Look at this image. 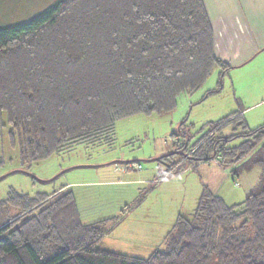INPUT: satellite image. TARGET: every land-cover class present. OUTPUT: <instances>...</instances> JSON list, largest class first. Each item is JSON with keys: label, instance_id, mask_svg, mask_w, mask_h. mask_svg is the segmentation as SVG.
I'll return each instance as SVG.
<instances>
[{"label": "trees", "instance_id": "1", "mask_svg": "<svg viewBox=\"0 0 264 264\" xmlns=\"http://www.w3.org/2000/svg\"><path fill=\"white\" fill-rule=\"evenodd\" d=\"M216 68L221 77L231 69L215 55L203 0H61L27 23L0 28V114L21 165H31L98 142L123 119L173 112ZM228 127L231 134H221ZM247 130L240 114L212 123L177 170L216 160L233 166L236 180L258 168V186L236 205L205 186L164 251L141 259L100 250L104 221L84 224L72 191L12 192L0 200V234L7 233L0 264H264V126ZM175 146L183 150L177 139ZM13 209L19 213L11 216Z\"/></svg>", "mask_w": 264, "mask_h": 264}, {"label": "rangeland", "instance_id": "2", "mask_svg": "<svg viewBox=\"0 0 264 264\" xmlns=\"http://www.w3.org/2000/svg\"><path fill=\"white\" fill-rule=\"evenodd\" d=\"M59 1L0 0V28L27 23ZM220 80V68H216L199 91L178 98L173 112L123 119L116 123L113 133L100 141L81 142L31 165H21L19 151L10 146L11 128L6 124V114H0V161H3L0 178L6 176L0 180V200L7 199L12 192L35 198L38 194L72 191L84 224L104 221L103 229L108 234L100 241V250L141 259H147L156 250L164 251L163 240L178 216L190 217L195 210L202 194L195 185L201 181L216 190L223 184V173L216 169V160L211 161L212 167L206 163L195 167L187 161L179 170L181 175L159 183L168 168L174 173L182 164L183 152L190 156L189 150L208 132L211 124L222 120L223 115L215 106L218 105L215 100L222 94ZM211 92L215 93L209 95ZM231 129L228 127L221 134L229 135ZM237 133L242 134L243 130L239 128ZM176 139L183 150H177ZM241 141L229 146H237ZM163 157L166 159L153 161ZM117 161L128 163H114ZM78 166L99 167L75 168ZM233 168L229 166L225 170L229 178ZM125 169L130 170L123 172ZM15 171L48 182L41 183ZM256 178L257 172L241 176L238 187L242 193L225 190L226 203H242ZM10 212L11 216L19 213L14 209ZM6 235L0 234V239Z\"/></svg>", "mask_w": 264, "mask_h": 264}, {"label": "crops", "instance_id": "3", "mask_svg": "<svg viewBox=\"0 0 264 264\" xmlns=\"http://www.w3.org/2000/svg\"><path fill=\"white\" fill-rule=\"evenodd\" d=\"M203 2L213 30L215 55L221 62L231 67L222 77L220 76L223 88L218 101L215 100V104L218 102L215 106H218L223 118L240 114L248 129L256 130L264 126V0H203ZM206 164L212 167L211 161ZM215 164L216 169L223 173L222 186L215 190L200 181V184L195 185L199 193L206 186L225 201L223 193L225 190L230 189L235 191L234 193L242 191V188L238 187L241 185L239 183L241 176L257 172L256 183H253V188L248 193L253 191L261 180V171L258 168L240 174L235 180L232 175L228 177L225 171L227 168L222 167L217 161ZM180 173L177 170L171 175L166 174L159 179V183L172 180L181 175Z\"/></svg>", "mask_w": 264, "mask_h": 264}, {"label": "water", "instance_id": "4", "mask_svg": "<svg viewBox=\"0 0 264 264\" xmlns=\"http://www.w3.org/2000/svg\"><path fill=\"white\" fill-rule=\"evenodd\" d=\"M160 160H161V158H157V159H154L153 161H160ZM134 162H135V161H134ZM114 163H128V162H120V161H117V162H114ZM110 164H113V163H110ZM93 167H99V166H78V167H75V168H93ZM16 172H22V173H25V174L31 176L33 179H35V180H39L37 177H35V176H33V175L29 174V173H26V172H23V171H15V172H13V173H16ZM5 177H6V176L1 177L0 180H3ZM39 181H40L41 183H46V182H48V181H42V180H39Z\"/></svg>", "mask_w": 264, "mask_h": 264}, {"label": "built area", "instance_id": "5", "mask_svg": "<svg viewBox=\"0 0 264 264\" xmlns=\"http://www.w3.org/2000/svg\"><path fill=\"white\" fill-rule=\"evenodd\" d=\"M141 167L140 166H138V169H140ZM131 169H133V168H131ZM127 170H130V169H125V170H123V172H125V171H127Z\"/></svg>", "mask_w": 264, "mask_h": 264}]
</instances>
